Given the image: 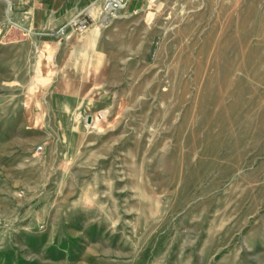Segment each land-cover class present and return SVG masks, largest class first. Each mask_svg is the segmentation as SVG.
Returning <instances> with one entry per match:
<instances>
[{
  "label": "rangeland",
  "instance_id": "374dc122",
  "mask_svg": "<svg viewBox=\"0 0 264 264\" xmlns=\"http://www.w3.org/2000/svg\"><path fill=\"white\" fill-rule=\"evenodd\" d=\"M8 1L0 264H264V0L101 14L108 65L72 114L67 35Z\"/></svg>",
  "mask_w": 264,
  "mask_h": 264
},
{
  "label": "crops",
  "instance_id": "0c3cea01",
  "mask_svg": "<svg viewBox=\"0 0 264 264\" xmlns=\"http://www.w3.org/2000/svg\"><path fill=\"white\" fill-rule=\"evenodd\" d=\"M101 0H11L10 4L18 11L19 16H28L29 23L40 31H54L66 25L71 17L90 7L93 3L92 22L85 33L66 27L67 35L62 45V69L59 82L76 84L73 89L76 94H67L64 112L74 113L81 109L89 99L90 94L98 87V79L103 69L108 65L107 53L101 48V13L97 6ZM143 0H128L129 8L137 10ZM125 9V8H124ZM95 11V12H94ZM122 11V10H121ZM63 35V34H61ZM101 83V82H100ZM96 85V86H95ZM66 96V95H65ZM74 101V102H72Z\"/></svg>",
  "mask_w": 264,
  "mask_h": 264
},
{
  "label": "built area",
  "instance_id": "2783aa9c",
  "mask_svg": "<svg viewBox=\"0 0 264 264\" xmlns=\"http://www.w3.org/2000/svg\"><path fill=\"white\" fill-rule=\"evenodd\" d=\"M128 5V0H102V12L103 18H109L116 16L117 13ZM94 3L87 9H83L75 13L70 21L58 29L59 34H64L66 27H71L74 31L79 33H85L89 30L92 22V9ZM12 9V7H11ZM28 18V16H26ZM32 26V25H31ZM32 28H34L32 26ZM35 29V28H34ZM31 30V29H30ZM100 114V113H99Z\"/></svg>",
  "mask_w": 264,
  "mask_h": 264
},
{
  "label": "bare ground",
  "instance_id": "6f19581e",
  "mask_svg": "<svg viewBox=\"0 0 264 264\" xmlns=\"http://www.w3.org/2000/svg\"><path fill=\"white\" fill-rule=\"evenodd\" d=\"M9 2V4H10V1H8Z\"/></svg>",
  "mask_w": 264,
  "mask_h": 264
}]
</instances>
